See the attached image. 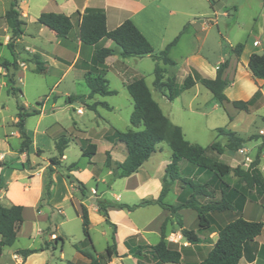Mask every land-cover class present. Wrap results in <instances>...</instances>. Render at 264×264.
<instances>
[{
    "label": "crops",
    "instance_id": "obj_1",
    "mask_svg": "<svg viewBox=\"0 0 264 264\" xmlns=\"http://www.w3.org/2000/svg\"><path fill=\"white\" fill-rule=\"evenodd\" d=\"M12 1L13 0H0V45L2 46H7L12 35V32L4 19L6 12L11 7ZM18 2H19L20 18L25 23L24 35L19 40L16 41L18 56L20 58L22 56L19 55L18 49L21 50L22 53L31 56L38 55L42 59V61L46 63V67H47L46 73L60 71L61 69H66L63 72L64 74L62 75V78H60L59 80L60 82L56 83L55 86H57V84H60L61 81L70 73H74L75 79L78 80L83 79L84 81H85V77L89 74L101 75L108 81L109 89L114 90L118 93L120 90L116 88H110V82L108 79L110 75L121 81V89L127 90V85L133 80L141 79V78L145 80L146 77L145 75L151 69L154 74V69L157 62L151 56L123 58L120 54L119 47L111 40H102L97 46L82 45L80 41V28H79L80 15H83L88 11H103L106 14L107 29L109 31L116 29L126 20H131L141 31V33L147 38V40L151 43V45L154 47L156 54L165 50L166 47L176 37H179L176 44L172 45L169 48L167 54L168 58L173 60L175 64L164 65L162 62L158 63L162 68L166 69V75L164 81H167L169 78L174 77L176 79L177 84L182 85L184 79L187 77V75L190 73L192 69L196 70L203 77L214 79L217 75L218 66L221 63L227 62L228 67L224 71L223 79H226L228 81V86L230 85V75H233V77H235L239 73L243 75V77L249 78L253 82H255V85L257 87V90L255 91V94L252 96V98L245 100V102L249 103L250 111L245 112L236 109L235 113L229 116L228 127L230 128L227 130L236 132L240 137H242L238 131V127L233 126L236 124L237 119L242 116V113L247 114L250 123H255L258 118H262V122L264 123V115H259L254 113V112L258 113L259 110L264 107V81L256 79L249 70V60L252 54L259 53L260 51L262 52L264 51V44H262L259 40H254L252 45H249L248 43L243 44L244 47L239 57L234 53L235 46H232L230 44L229 49L231 50L232 54L235 56L232 61L224 59L223 53L221 51L222 49H220V47L215 48L217 52V56L213 60L212 58H209L208 55L203 56L204 43H205V38L207 36V30L209 25L206 22H202V21L200 22L195 17L192 20L188 18H183V15L180 12V9L178 8L177 0L174 2L166 1L165 3H163L162 0H18ZM43 13L65 14L69 16L73 23V29L71 30L68 37L64 39L59 38L53 31L39 24L37 20L39 16ZM32 24L35 25V29L32 28ZM203 33L205 34L203 35ZM97 48H108L113 50L114 52L110 57L106 59L104 64L100 66H93L92 62ZM28 63L29 64L27 67H29L30 64H33L30 62ZM147 63L148 65H146ZM19 64L27 65L25 61L21 62L20 60H19ZM183 71L184 73L181 76L183 78V81L178 82L177 81L178 77H180L178 75ZM20 73L22 72L20 71ZM0 75L2 77H5L6 75L5 70L1 67H0ZM198 85L199 84H196L194 87H192L189 90L198 88ZM186 91L182 92L174 100H170L168 98L169 93L167 88H163L162 91H158V93L161 95L163 99L169 100L171 102H175L177 100L180 101L182 95ZM150 92L152 94L153 99L155 100L151 90ZM89 94H90V90H89ZM70 95H68V97ZM96 96L99 95H95L94 97ZM94 97L90 99H94ZM155 101L160 106V102L157 100ZM98 102L107 103L106 101H99V100ZM99 106L103 107L102 105ZM216 106H218V103L217 105L213 106V110L207 111L206 113H201L202 116H204L205 122L207 124L215 122L216 115L214 112L215 111L214 108ZM220 106L225 107V103ZM109 107L110 109H107L105 107L103 108L107 109L108 111L114 109V107H112L111 105H109ZM160 108L162 109V106H160ZM164 115L167 116L174 125L182 127L179 124V122H176V120L174 119L175 116H172L174 114H171L170 112V114L164 113ZM17 120L18 119L16 118V120L13 121L14 123L13 126L15 127V130L12 131L11 133L8 132L5 133L4 135L5 147L0 149V162L2 160H6L7 158L11 162V166L10 164H7L5 162L0 163V174L2 173L4 176V173L6 171L8 173V175L4 177L6 181V187L0 191V203L6 205L23 206V202L19 201L16 195V189L18 188L16 184H18L19 181L26 180L27 182H24L22 185L23 187L21 189L22 190L21 193L23 195H32L34 199V206L37 207L44 196V189L46 185V174L48 171V167L50 166V163L47 162L48 161L47 159L45 160L43 158L44 150L38 144V140L35 137L36 132L33 133V135H30L29 133V136L32 139V144L29 148L28 153L21 154L18 152L21 146L22 139L20 137V133L18 129L15 126ZM114 130H115L114 127H110V129L107 130V132L103 136L101 135L102 138H100V140L104 139L110 144L107 150V152H109L110 155L111 152L114 150L119 152L122 151L120 160H114L111 155L113 163H121L125 160L127 153H126V149L125 151H123L122 149L123 147L109 140ZM253 135L263 136L262 145L255 146L256 148L258 147L256 154H253V150L249 148L248 143L246 142L242 146V148L237 152L225 150V152L221 155L214 152L217 155V158H219L218 160L226 165H229L232 168L241 166L243 169L246 170L249 168L250 164L255 159L258 151L261 149V159L258 169L264 176V151H263L264 129H261L259 131V134H253ZM57 140L55 141V145ZM67 140H68V145L64 152V156L59 159L60 167L64 168V170L67 171L71 165H76V167H74L73 169H71V171H69L71 175H73L80 181L82 180L83 183L84 182L86 183V179L84 177H87L88 179L92 178L96 181V187H92V188L87 187L88 193L87 196L84 197L81 194V192L68 181V179L65 180L62 179V177H60L58 173L59 167H54V172L52 174L53 181L54 183L55 182L58 183L60 180L64 187L63 196L60 198V201L59 200L58 201L59 203L67 202L69 205H71L75 209L77 216L81 219V222H82V218H81L82 206H85L87 208L91 224L93 219L92 215L100 214L96 203L97 198L117 201L119 203L126 204L129 206L137 205L142 200H152V199L156 200L159 198L160 193L162 191V180L165 177V173L163 174L162 169L159 168L158 172L154 174V176H152L148 173L146 174L144 169L146 164H148L150 160H152L153 155L157 153L161 154L164 152V149L159 147V145L157 146L156 152L150 157L148 161H146L141 166L139 171L127 178L112 180V171L107 168L109 170V175L111 176V181L109 182L103 181V182L104 183L108 182L106 191L108 190L111 191L112 193L111 199H108L105 198V191L102 192L98 185L99 177L97 175V167L96 164L93 162L95 156L92 159H88V161L85 164H82L80 160L74 162L71 160L69 162L68 149L70 147V139L68 138ZM84 140H89V142L93 143L92 138H87V137L79 138L77 144L80 147L81 156H82L81 145ZM12 141L14 142V145L12 144ZM189 143L193 145H198L191 142ZM226 143L221 145L225 146ZM97 147L99 151V146L97 145ZM38 150H42L43 154L38 155L37 154ZM24 158H30L32 167H34L35 165H40V167L36 168V170H33L32 173L29 172L27 168H24L23 170L24 175L22 177L17 176L15 169L17 166L23 165L25 163ZM171 158H172V152L170 150V154L167 158L168 160L165 159L161 161L159 159L161 161L160 163H162L161 166L165 167V171L167 165L171 162ZM1 165H3V167H1ZM187 166H188L187 164L182 163L180 168L182 171L185 172L187 177H189L191 180L200 184H205L208 181L207 177L198 174L199 171L196 167H187ZM151 177H154V182L152 185L154 191L152 194L151 192H149V186H150L149 181ZM120 180L125 182L122 186L118 185V182ZM226 181L229 184L233 185L235 184L236 179L233 176H229L226 178ZM209 190H213V192L215 193L216 200L221 199V190L217 185L213 189H209ZM171 191L174 192L176 196V203L171 205L178 204V199L180 196H184V192L188 191L190 192L189 195L192 194L191 190L188 189L187 185L179 181L174 183V185L171 188ZM168 195L166 196L165 200L167 199ZM51 202L56 203L55 200H52ZM57 207L59 208L58 215L60 217L64 216V211L62 210L60 205H57ZM38 214L41 215L40 210H38ZM178 214L182 218L183 227L185 229H194L196 231L198 230L197 228L198 213L195 210L190 208L182 209L179 211ZM108 215L110 222L116 225V232H115V239L117 245L116 255L112 256V258L105 257L104 254L106 249L103 253H97L93 240H92V245L84 240L83 247L81 248V250L91 253L96 259L97 264H138L139 259L130 252L129 248L130 247L136 248L138 246H147V245L154 246L158 244L162 237V230H161L162 225L166 221H167L166 241L168 243L178 246L179 250L182 253V260L178 264H199L202 260H204L208 256L209 252L212 250L214 244L218 239L219 229L227 225L229 222L235 220L239 216H241L242 218L248 221L264 222V207L261 205L259 201L258 202L249 201L245 204L243 211L239 214L233 211H222V212L212 213L211 215L213 218V228L210 231H203L198 233L201 242L197 245L190 244L183 237L181 229L177 225L175 218L172 216V213L169 210L160 207L159 205H149L145 207H139L133 211H130L126 208L125 209L110 208L108 210ZM23 218H24V222L18 234V237L28 236V234H26L25 231L26 224L28 222L26 221V217L24 215V207H23ZM102 218L105 222L103 216ZM108 226L112 229V234H113V228L110 225ZM90 231H91V227H90ZM44 232L45 229L39 231V233L40 234L42 233V235L44 234ZM126 241H128L129 243L126 244ZM50 246L51 245L48 246L44 245L41 246L40 248L24 249V250H39L38 252L33 253L26 258L22 256V254H20V251L22 250H17L13 253V258L15 260V263L16 264H50L54 260H57L59 262H63L66 260L65 255L63 253V248L61 249L60 257H56L55 254L51 252ZM4 248H3V254H4ZM55 251L57 250L55 249ZM2 257L0 258V260L2 259ZM142 263L149 264V262L144 260H142ZM67 264H92V261L89 258L85 257L79 250L76 249V255L74 257V260L68 261ZM241 264H264V230L262 234L258 236L253 243L249 245L244 257L241 260Z\"/></svg>",
    "mask_w": 264,
    "mask_h": 264
},
{
    "label": "trees",
    "instance_id": "obj_2",
    "mask_svg": "<svg viewBox=\"0 0 264 264\" xmlns=\"http://www.w3.org/2000/svg\"><path fill=\"white\" fill-rule=\"evenodd\" d=\"M211 1V0H210ZM264 2V0H263ZM212 3V2H211ZM4 19L10 28L12 35L8 49L12 55V61L0 60V67L6 72L5 77L8 79L9 90L8 94L19 100V95H22L20 89L15 87L10 72L19 70V56L17 53L16 41L24 35V21L20 18L19 2L13 0L10 9L6 12ZM38 23L53 31L59 38H67L73 29V23L69 16L65 14L43 13L38 18ZM80 41L83 46H97L102 40L113 41L120 49V54L123 58L151 56L157 62L154 69V87L158 91L163 88L168 90V98L174 100L182 92L191 89L196 84L203 85L209 90L216 103L223 105L227 98L225 89L228 86V81L223 79L225 69L228 63H221L217 68V75L214 79L201 76L196 70L192 69L184 79L182 85H178L176 79L169 78L164 81L166 69L162 68L158 63L164 65H174L175 62L168 58L169 48L176 44L179 37H176L165 50L156 54L154 47L141 33L137 26L131 21L126 20L116 29L109 31L107 29L106 14L103 11H88L80 15L79 19ZM244 45L239 43L234 48V53L239 57L242 53ZM113 50L108 48H97L94 54L93 66L104 64L106 59L113 54ZM35 65V72L38 74H46V63L38 55H33L24 60ZM249 70L252 75L264 81V54L254 53L249 60ZM1 76V75H0ZM85 83L90 90L89 97L95 95L102 97L114 96L116 91L110 90L108 81L101 75H87ZM127 90L132 98L134 109L130 116V124L132 128L127 131L114 130L109 140L115 144H123L126 149V158L121 163H113L109 152H106L105 166L112 171V180L127 178L139 171L141 166L150 159L156 152L157 146L161 143H166L171 152V162L167 165L165 177L162 180V191L156 200H142L139 204L129 206L111 201L107 199H96V203L100 214L104 217L105 222L113 228L111 236V244L106 248L104 256L112 258L117 253V245L115 239L116 225L112 224L109 219L108 210L110 208L128 209L133 211L139 207L149 205H159L160 207L169 210L175 218L177 225L181 229L183 237L192 245H197L201 242L198 235L199 232L210 231L213 228L212 213L222 211H233L237 214L241 213L247 202H260L264 207V176L258 169L261 159V149L258 151L255 159L250 164L248 169H243L241 166L232 168L220 162L218 159L210 156L209 152H216L221 155L225 150L232 152L239 151L247 142L258 139L263 136L253 135L248 139L240 137L236 132L218 128L217 133L226 139L227 143L222 146L215 142L208 147L190 144L184 136L181 127L174 125L171 120L164 115L158 103L153 99L149 87L143 78L136 79L127 85ZM74 99L69 97L72 103ZM233 106L240 111L249 112V103L245 101H234ZM103 107L110 109L107 103H99ZM39 107L43 103H38ZM94 107V106H92ZM17 123L16 128L22 139L19 153H28L32 144V139L26 130V119L33 115H39L40 109L28 111L23 104L17 105ZM68 140L65 136L60 137L56 142V150L58 157L50 159V166L47 174L49 176V184L47 186V195L51 196V188L53 185L52 174L54 167L60 166L59 159L64 156L67 148ZM82 157L92 159L96 156L98 147L96 144L84 140L81 145ZM188 163L195 166L199 175L207 177L208 181L205 184L197 183L191 180L184 171L181 170V164ZM3 167V165H1ZM76 167L71 165L66 174L68 181L74 185L81 194L86 197L88 190L87 186L76 177L71 175L69 171ZM233 176L236 179L235 184L231 185L226 181V178ZM186 184L192 194L189 197L180 196L176 205H171L165 202V198L171 191L175 182ZM218 186L221 190V199H215L213 189ZM6 187V181L3 174H0V191ZM193 209L198 213L197 228L185 229L183 227L182 218L178 214L182 209ZM82 231L85 236V241L92 245L90 233L91 221L88 210L85 206L81 207ZM24 222L23 206L6 205L0 203V258L3 255L4 247H12L18 238V234ZM162 237L158 244L154 246H138L129 248L139 260L138 264H143L142 260L149 264H178L182 260V253L178 246L168 243L167 238V221L162 225ZM264 230V222L248 221L241 216L229 222L227 225L219 229L218 239L214 244L208 256L199 264H241L247 248L254 240L262 234ZM57 243L64 244V239L57 238ZM129 243L126 241V244ZM50 245L49 243L46 244ZM79 250L85 257L92 261V264H97L94 256L86 251ZM39 250H22L20 254L25 258Z\"/></svg>",
    "mask_w": 264,
    "mask_h": 264
},
{
    "label": "rangeland",
    "instance_id": "obj_3",
    "mask_svg": "<svg viewBox=\"0 0 264 264\" xmlns=\"http://www.w3.org/2000/svg\"><path fill=\"white\" fill-rule=\"evenodd\" d=\"M166 1L174 2L176 0H162L163 3ZM177 5L183 18L192 20L195 17L200 22H206L209 25L204 43V54L202 53L203 56L208 55L209 58L214 60L217 56L215 48L220 47L224 59L232 61L235 56L229 49L230 44L232 46H236L239 43L252 45L254 40H259L264 44L263 0H177ZM32 28L35 29L34 24H32ZM18 52L19 55H22L21 58L19 57L21 62L31 57V55L22 53L19 49ZM259 53L264 54V51H260ZM0 59L12 61L13 58L7 46L0 45ZM26 64H19L18 71L14 72L11 70L10 72L13 80H15V87L22 92V95H19V100L8 94V79L0 76V149L5 147V133H11L15 130L13 121L17 118L18 103L23 104L29 112L40 109L41 113L39 115H33L26 119L28 134L33 135L36 132L35 137L38 140V144L44 150V154L42 150H38L37 154H43V158L47 159V162L50 163V158L53 156L58 157L55 141L65 136L67 139H70V147L68 149L69 162L71 160L73 162L80 160L82 164H85L88 159L81 156L80 147L77 142L79 138H92L93 143L99 146V151L93 159L99 177L98 185L102 192L105 191V198L111 199V191H106L107 184L111 181V176L105 166L106 152L110 144L104 139L100 140V138L110 127H114L122 132L132 128L130 116L134 106L127 90L121 89V81L110 75L108 78L110 88L120 90L117 95L109 97L96 96L94 99H90V97L88 98L89 89L85 81L83 79H75L74 73L68 74L60 84L55 86L56 83L60 82L59 80L66 69L38 74L34 72L35 65L30 64L27 67L29 64L27 61ZM183 73L184 71L180 74L178 73V76H180L178 77V82L183 81L181 77ZM145 76L147 85L152 91L155 100L160 102L164 113L170 114L171 112V114H174L172 116H175L176 122H179L182 126L181 128L189 142L205 148L215 142L220 144L226 143V139L219 136L216 129H229V116L236 111L232 103L252 98L257 90L255 82L251 79L243 77L239 73L235 77L230 75V85L225 90L227 98L225 107H221L218 104L214 108L216 115L215 122L207 124L201 113L213 110V106L217 105V103L213 100L212 94L201 84L198 85V88L186 91L180 101L171 102L163 99L155 89L153 85L155 77L152 69ZM68 95L74 99V102L71 103L69 101ZM98 100L106 101L114 109L108 111L100 107ZM38 103H43V106L39 107ZM78 110H81L80 114L77 113ZM254 113L264 115V107L258 113ZM249 121L247 114L242 113V116L233 125L234 127H238L240 135L245 139L253 134H259V131L264 129L262 118H258L255 123H250ZM262 142V137L257 140L247 141L249 148L253 150V154H256L258 149L255 146H261ZM12 144L14 145L13 141ZM119 145L125 151V146L121 143ZM159 147L163 148L164 152L152 156V160L144 168L146 174L154 176L159 168L162 169L163 174L165 173V167H162V163L160 162L168 158L170 148L166 143H161ZM121 152L112 151V158L120 160ZM208 154L219 159L214 152H209ZM24 159L25 163L17 166L15 169L17 176L22 177L24 175V168H27L32 173L33 170L40 167V165L32 167L30 158ZM3 162L11 166L8 158L2 160L0 163ZM185 164L188 165L187 167H195L188 163ZM66 172L64 168L59 166L58 173L62 179H67ZM7 175L6 171L4 177ZM84 178L86 179V183L84 182V184L88 188L96 187L94 179ZM103 181L108 182L104 183ZM24 182L27 181H19L16 184L18 187L16 195L18 200L23 202L24 215L28 222L25 231L28 236H19L12 247H5L0 264H16L13 258L15 251L40 248L48 243L51 245V252L56 257H60L61 249L63 248L66 259L63 262L54 260L50 264H67L68 261H73L76 255V246L79 248L83 247L85 236L82 231L81 219L77 216L75 209L67 202L59 203L64 193L62 182L59 180L58 183H53L51 196H48L46 191L49 184V176L46 174L44 196L37 207L34 206L32 195H23L21 193ZM149 182V192L152 194L154 191L152 187L154 177H151ZM124 183V181L120 180L118 185L122 186ZM188 189L190 188L188 187ZM189 194L190 192L188 191L184 192V197H189ZM52 200H55L56 203L51 202ZM165 201L169 204H175L176 196L174 192L171 191ZM56 204L60 205L64 211V216L60 217L58 215L59 208ZM38 210L41 211V215L38 214ZM92 216L91 237L97 253H103L111 243L112 229L104 222L100 214ZM44 229V234H40L39 231ZM59 236L64 239L63 247L62 243L56 242Z\"/></svg>",
    "mask_w": 264,
    "mask_h": 264
},
{
    "label": "built area",
    "instance_id": "obj_4",
    "mask_svg": "<svg viewBox=\"0 0 264 264\" xmlns=\"http://www.w3.org/2000/svg\"><path fill=\"white\" fill-rule=\"evenodd\" d=\"M256 45H257V43H256ZM78 112H81V110H79Z\"/></svg>",
    "mask_w": 264,
    "mask_h": 264
}]
</instances>
